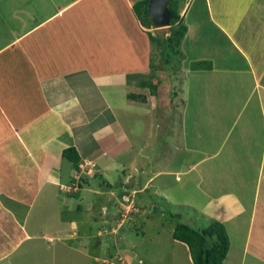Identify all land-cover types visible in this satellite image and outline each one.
I'll use <instances>...</instances> for the list:
<instances>
[{
    "label": "crops",
    "instance_id": "obj_1",
    "mask_svg": "<svg viewBox=\"0 0 264 264\" xmlns=\"http://www.w3.org/2000/svg\"><path fill=\"white\" fill-rule=\"evenodd\" d=\"M16 1L23 9L12 13L15 18L19 19L17 28L12 26L13 23L8 25L10 15L7 13V8L0 7V28L2 29L0 33L5 32L7 35L0 36V264H24L28 257L38 253L40 255L39 250L40 247L43 248L44 239L47 243H55L56 252L65 253V259L73 258V254L76 256L83 254L86 257L93 255L101 241L96 242L91 249H84L86 253L82 252L81 247L84 245L79 243L81 242L79 236L81 223L83 224L85 220L94 225L97 221L96 212L98 213L103 207L111 210L116 201L122 202L123 205L129 204L127 201L129 196L125 194L119 199L116 191L112 190L115 184L122 187L127 185L124 182L128 176L132 177L133 181L130 182L132 193L136 200L140 199L137 200L139 211L135 213V220L139 226V220L143 219L141 229L138 231L142 240L148 234V227L152 226L155 221L160 222L163 213L158 212L157 202L152 198V195L159 189V181L156 180L163 178V180H168L165 182L172 184L174 181L168 176H174L176 182L181 181L182 178L180 173H163V171L146 173L148 167L143 160L147 155H144L142 148L131 139L127 128L120 120L119 110H122L123 106L118 109L113 103L115 96L118 95L119 98L121 92L124 91L121 90L119 93L118 90L126 87L142 88L146 72L140 70L141 62L140 65L138 64L140 71L137 70V64L130 66L129 71L124 67L109 68L114 63L105 66V60L97 56L99 49L95 45L85 47L86 51L82 52L78 45L72 44L76 41L77 31H75L76 28H72L73 24L70 20V22L67 20L47 29V25L62 16L72 2L65 7L60 3L54 10L41 13L40 10L46 7V4H52L56 0H12L11 2L14 3L11 8ZM40 1L45 5L40 4ZM194 2L197 0H190L186 9V22L189 28L182 43V48L186 53L185 61L189 63V73L192 77L196 72H204L206 76L212 77L222 69H219L218 63H215L217 54L208 52L207 48L203 49L205 39L195 29V20L192 18L191 22L188 21L189 10ZM28 3H36L35 5L38 3V9L33 11L36 15L34 23L28 27L25 26L26 28L22 30L23 26L28 24L25 21L26 18L33 13L30 9L27 10L29 15L24 12ZM205 3L215 27L228 38L236 53L241 56L238 55L240 57L238 65L245 64L250 67L248 72L233 73L232 68L225 73L237 74L231 78L232 84L239 81V78L242 84L245 74L252 76L256 84L250 95L255 89L260 88L259 103L263 110L264 85L260 83L261 78L256 72V67L263 63L260 55L264 53V0H205ZM214 5L220 8L216 10L217 13L213 8ZM219 17H222L223 23H220ZM22 21L25 22L21 26ZM92 33L94 34V29ZM65 40H71V43L69 45L62 43ZM10 48L15 56H12V59H5L7 57H2V55ZM199 61H211L212 68L193 69L192 65ZM105 67L108 68L107 72L102 71ZM238 74L241 76L239 77ZM129 94L128 91H124L122 98L125 97L128 100ZM188 108H190L189 105ZM106 110L113 118L103 119ZM183 117L185 120V115ZM117 118L119 125L113 127L112 123L117 121ZM101 119H103L101 122H96ZM245 131L246 128L241 132L245 133ZM241 135L244 134L239 132L227 155L228 158L235 159L237 155L235 153L239 151L237 147L247 143L242 137L240 138ZM227 136L217 151L197 162V167L205 164L210 156H219ZM90 137H93V142L90 141ZM86 146L88 147L85 150ZM69 147H75L78 151L79 164L91 160L95 162V167L92 174L82 175L83 181L77 191L68 192V188L76 180L75 171L78 170L74 162L64 156V150ZM261 150L262 156L256 177L253 178L254 181L251 178V181H247L246 174L241 173L235 184L236 187L240 183L242 186L240 189L245 191V196L236 191L238 187L233 190H223L221 186L224 183L214 182L211 176L216 177V173L212 172L194 173L182 183L184 187L187 180L194 178L193 182L203 197H210L209 200L214 202V207H220L224 212L225 216L219 219L225 225L242 217L247 219V223L245 219L241 222V228L231 227L233 231L229 229L231 246L225 264L237 263L236 259L239 260L244 250L242 245L249 242L248 248H251L250 242L254 239L255 244L251 248L253 253L246 255L248 259L245 263L249 261V264H254L253 260L256 259L260 261L259 258L262 257L259 255L263 256L264 253V240L262 241L264 220L260 221L264 214V185H262L264 183V144ZM240 151L238 154H241ZM239 157V155L236 156V159L239 160ZM253 161L254 159H251L247 169L253 170L250 167ZM237 164L236 167H238ZM213 167L212 164L210 168ZM236 167L232 166V169L240 171L242 168ZM87 169L89 170L90 167ZM108 169L109 172L105 173ZM119 169L122 173H118ZM114 171L117 173H113ZM227 174L230 175V173ZM93 176L100 177V181L97 183ZM256 179H258L257 182H255ZM247 186H250L251 193L247 190ZM63 192L75 196L76 202L67 206L68 201L65 197L63 200L60 197L63 196ZM101 192L109 194L107 199L111 201L108 203L105 200L102 201L103 196L101 195L96 200L95 195ZM84 200L89 203H87L85 213L80 217L64 214L70 206L82 211ZM227 210L231 212L227 213ZM243 226L246 227L245 230L242 229ZM123 233H128V230L121 228L118 235L111 238L112 241L126 240L127 238L119 237ZM64 234L66 237L74 238L75 241L72 244L73 240L70 239L71 245L67 246L70 253H66L67 249L64 248L66 246L62 242L63 239H67ZM106 234L102 238L112 242L109 233ZM244 234L246 235L245 242L243 241ZM253 236H255L254 239H252ZM173 239L189 249L186 243L174 237ZM118 248L114 245L115 252H119ZM29 252L32 255L28 256ZM112 252L110 251L109 255H112ZM188 252L190 253V250ZM17 257L20 260L17 261ZM189 259L190 261L192 259L191 253Z\"/></svg>",
    "mask_w": 264,
    "mask_h": 264
},
{
    "label": "rangeland",
    "instance_id": "obj_2",
    "mask_svg": "<svg viewBox=\"0 0 264 264\" xmlns=\"http://www.w3.org/2000/svg\"><path fill=\"white\" fill-rule=\"evenodd\" d=\"M11 1L12 0H0V7L7 8V13L10 15L8 25L13 23L12 26L17 28L19 19L15 18L12 13L23 9L20 8V3L18 4L17 1L11 8V5L14 3ZM137 1L138 0H56L52 4H46V7L40 11L41 13L45 11L49 12L57 8L60 3L65 7L72 2L71 5L65 9L62 16L57 18L53 23L47 25V29L61 24V22L63 23L67 20L68 22L71 21L73 24L72 28H76L75 31H77L76 41L72 42V44L78 45V47L82 49L80 50L82 52L86 51L85 49L87 48L85 47L91 46V44L95 45V47L99 49L97 56L105 60V66L114 63V65L109 66V68L117 69V67H124L125 70L129 71L130 66L134 64L140 65L141 62L142 65H140V70L146 72V76L143 78V83L141 85L142 88L138 89L131 87L130 89V87H126L118 90L117 92L119 93L121 90L128 91L130 93L129 97L130 95H132V97L127 100L125 94L123 99V91L119 98L118 95H114L116 98H114L115 101H113V103H115L118 109L120 106H123L122 110H119L120 120L127 128V132L131 136V139L142 148V153L147 155L143 160V163H147L148 167L146 173H155L156 171H163V173H180L182 180L176 182L174 176L171 175L168 176V178L174 181L172 184L170 182H165L168 181L167 179L163 180V178H158L156 180L159 181V189L152 195V198L157 202L158 212L160 214L163 213L161 214L160 222L155 221L152 226L148 227V234L142 240V236L139 235L138 231L141 229L143 219L139 220V226H137L138 223H136L135 220V213L139 211V202L137 203L139 198L136 200L134 193H132L130 187L132 177L128 176L124 182V184H129L128 186L125 185L122 187L115 184L112 190L116 191V196L119 199L125 194L127 196L133 195V197H127L130 199L129 204L123 205L122 202L116 201V204L112 206L111 210L107 207H103L98 213L96 212L97 221L94 225L90 222L87 223L85 220L83 224L81 223V232L79 233L81 242L79 241V243L84 245V247H81L82 252L86 253L84 249H91L96 242L101 241L99 243L100 246H96V252L93 255L86 257L83 256V254L77 256L73 254V258L65 259V253L61 254L59 251L56 252L57 248L55 247V243H47L44 239L43 248L40 247L39 250L41 254L32 255V253L29 252L28 256H32L30 258L28 257L24 264H193V262H191L193 260L191 259L190 261L189 259V249L183 244L175 242L173 239V232L179 221L178 218H175V215H181V221L198 228L208 226L214 223V221H220L219 218L225 215H223L224 212L220 207H214V202L209 200L210 197H203L202 193H200L193 182L194 178L187 180L184 187L182 183L189 176L194 175V173L212 172L216 173V177L211 176L214 182L217 181L225 184L221 186L223 190H233V188L236 189L238 187L236 191H239L245 196V191L243 192L240 189L242 188L240 183L238 184L239 186L235 187L239 179L238 176L241 173L246 174L247 181H251L256 177L257 168L262 156L261 149L264 144V108L262 110L259 103V94H261V90L260 88L255 89L254 93L250 95L256 84L252 76L245 74L246 76L243 78L244 81L242 84H240V78L238 79L239 81H235L232 84L231 78L237 76V74L232 75L225 73V71H229L232 68L233 73L248 72V70L250 71V67L245 66V64L238 65L241 56L236 53V50L228 38L219 32L215 27L216 25L211 21L208 10L205 7V0H197V2L193 3L189 10L190 18H188V21L191 22L192 18L195 20V25L193 23L195 29L198 30V32L201 33L200 36L205 39V46L203 49L207 48L208 52L217 54L215 63H218L217 67L222 70L212 77L206 76L204 72H196L195 76L192 77L189 73V63L185 61L186 53L183 48L184 58L174 57L171 58L169 62L162 59L161 48L156 42L150 40L149 31L152 32L153 35L165 38L170 35L172 27L169 25L156 28L154 26L144 25L134 8ZM5 2H7V4H5ZM189 2L190 0H187V2L182 3L180 7V13L185 19L186 9L188 7L187 4ZM35 4H26L27 7H25L24 12L28 14L27 10L29 9L31 12L34 10L36 11V9H38V3L37 5ZM40 4L45 5L42 1H40ZM213 8L215 12L217 9L220 10V8L215 5ZM198 13H200V15H198ZM35 16V12L30 13V16L25 20L28 24H25L22 30L34 23ZM25 21H22L21 26ZM219 21L223 23L222 17H219ZM93 29L94 34H91ZM0 30L2 29L0 28ZM22 30H20V32ZM0 36L7 35L4 32L0 33ZM62 43L69 45L71 40L62 41ZM11 50L12 48L7 50L2 57H7L5 59H12L11 57L15 56V53ZM263 54L260 55L263 63L256 67V72L259 73V77L261 78L260 83L262 85H264ZM139 65L137 70H139ZM137 70L135 72H137ZM102 71L107 72L108 68L105 67ZM238 76L240 77L241 74H238ZM186 104L187 107L185 108ZM188 105L190 108H188ZM104 112L103 119L113 118L108 110ZM184 115L186 117L185 120L183 119ZM103 119L97 120L96 122L99 123ZM118 125L119 122L117 118V121H113L112 126L118 127ZM123 128L122 126V129ZM244 128H246L245 133L241 132ZM127 132H125V134H127ZM239 132L240 134H244L241 135L240 138L242 137L247 143L237 147V150L240 151L241 149V154H238L239 151L235 153V155L237 154L236 156H240L239 160L236 159V156L235 159L228 158L227 155L230 152V148L233 147L232 145L235 143ZM227 133H229L228 136ZM226 136V141L222 145L219 156H210V158L206 159L207 162L205 164L197 167V162L200 159L206 158L208 154L217 151V148ZM90 141H94L93 137H90ZM87 147L88 146L85 147V150ZM243 147H246V149H242ZM246 152L251 154L247 155ZM251 159H254L253 165L250 166L253 170L247 169L249 162L251 163ZM89 162L95 163L91 160L88 161V163ZM236 163H238V167H242L240 171L232 169V166L236 167ZM212 164L214 167L211 169L210 167ZM83 165H85V162ZM119 171L118 173H122L121 169H119ZM107 172H109V169L106 170L105 173ZM75 173L78 175L77 170ZM92 173L86 172L85 174ZM113 173L117 172L114 171ZM184 173L190 174L186 175ZM227 173H230V175ZM93 179H95L97 183L100 181V177L97 176H93ZM257 181L258 179H256L255 182ZM77 183H79V180H77ZM159 183L162 184L159 185ZM167 183H169V185H167ZM163 184H165V186H163ZM262 185H264V183H262ZM78 188L79 186H77V189ZM246 188L249 193H251L250 186ZM72 190L74 189L71 185L67 191L69 192ZM68 192H63V196H60L62 200L65 197V200L68 201L67 206H69L70 203L73 204V202H76L75 196H70ZM100 195L103 196L102 201L105 200L107 203L111 201L107 199L109 194L104 192L95 195L96 200ZM110 197H112V195H110ZM82 202H84L82 211L75 210L70 206L64 214L80 217L81 214L85 213L89 201L84 200ZM197 207L200 210L196 209ZM229 212H231V210H227V213ZM171 213L174 214V217L171 216ZM262 216L260 221L264 220V214H262ZM244 219L247 223V219L242 217L239 220L225 225L228 234L230 232L229 229H232L231 227L241 228V222L244 221ZM109 227L111 228L109 229ZM121 228H126L128 233L120 234L119 237L127 239L118 242L112 241L111 238L117 236ZM242 229L245 230L246 227L243 226ZM159 230H161L160 233ZM105 232L109 233L112 242L102 238L103 235L106 234ZM108 233L106 235H108ZM66 234H64V237L67 239H63L62 241L66 247L62 246L65 250L67 249L66 253H70V251H68L70 249H68L67 246L71 245L70 239L72 238L69 236L66 237ZM240 236L242 237V235ZM243 238L245 242V234ZM254 238L255 236H253L252 239ZM72 240V244H74V238ZM238 240L240 241L239 237ZM254 240L250 242L251 248H253L255 244ZM263 240L264 237L262 238V241ZM243 241L240 242L243 244ZM114 245H116L117 248L122 247L126 249L118 248L117 250H119V252L116 251V253L114 251ZM248 245L249 242L246 245H242V247H244L241 253L243 257L240 256L239 260L237 258V263L235 264H242V262L244 264H249V261L245 263V260L248 259L246 255L248 256L250 255L248 253L253 252L251 248H248ZM136 246H138L137 249H135ZM109 248L113 250H109ZM110 251H113L112 255H109ZM259 257L262 258H259L260 261H257V259L253 260L254 264H264V253L263 256L259 255ZM18 260L20 259L17 257V261ZM230 262H233V260H230Z\"/></svg>",
    "mask_w": 264,
    "mask_h": 264
},
{
    "label": "trees",
    "instance_id": "obj_3",
    "mask_svg": "<svg viewBox=\"0 0 264 264\" xmlns=\"http://www.w3.org/2000/svg\"><path fill=\"white\" fill-rule=\"evenodd\" d=\"M149 2L150 0H138L134 8L144 25L153 26ZM185 2L187 0H172L169 4L170 11L172 12L170 20L172 30L170 35L160 38L149 31L150 40L156 42L161 48L162 59H165L166 62H169L174 57L184 58L182 43L189 27L185 17L180 13V7ZM192 67L193 69H211L212 62L199 61L194 63ZM64 156L73 161L79 169L80 156L75 147L65 149ZM81 180L83 181L82 178ZM82 181H80V185ZM171 216L174 217V214L171 213ZM175 218H178L179 221L173 232L174 238L189 246L193 264H225L231 242L223 222L214 221V223L208 226L198 228L181 221V215L179 214H176Z\"/></svg>",
    "mask_w": 264,
    "mask_h": 264
},
{
    "label": "water",
    "instance_id": "obj_4",
    "mask_svg": "<svg viewBox=\"0 0 264 264\" xmlns=\"http://www.w3.org/2000/svg\"><path fill=\"white\" fill-rule=\"evenodd\" d=\"M172 0H150L149 11L152 16L153 26L162 28L170 25L172 12L169 4Z\"/></svg>",
    "mask_w": 264,
    "mask_h": 264
},
{
    "label": "built area",
    "instance_id": "obj_5",
    "mask_svg": "<svg viewBox=\"0 0 264 264\" xmlns=\"http://www.w3.org/2000/svg\"><path fill=\"white\" fill-rule=\"evenodd\" d=\"M87 167H90V169L88 170ZM94 167H95V163H91V162H89V163L87 162V163H85V165H83V163L79 164V169L77 170L78 175L76 173V177H75L76 178V182H75L76 187H74L73 189H77V184H78L77 180L80 181L81 176H82L81 174H84L82 172L92 173Z\"/></svg>",
    "mask_w": 264,
    "mask_h": 264
},
{
    "label": "clouds",
    "instance_id": "obj_6",
    "mask_svg": "<svg viewBox=\"0 0 264 264\" xmlns=\"http://www.w3.org/2000/svg\"><path fill=\"white\" fill-rule=\"evenodd\" d=\"M80 181H82L81 179H80ZM80 181H79V183L77 184V186H79L80 185ZM75 182H76V180H75ZM75 182H74V184L72 185V188H74L75 187ZM79 189V188H78ZM78 189H74L75 191H77ZM129 197H132V195H130ZM127 201H129L130 202V199H127ZM127 204V203H126Z\"/></svg>",
    "mask_w": 264,
    "mask_h": 264
}]
</instances>
